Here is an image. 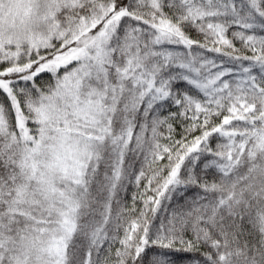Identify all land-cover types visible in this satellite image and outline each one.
<instances>
[{
    "label": "snow or ice",
    "instance_id": "6c2138e0",
    "mask_svg": "<svg viewBox=\"0 0 264 264\" xmlns=\"http://www.w3.org/2000/svg\"><path fill=\"white\" fill-rule=\"evenodd\" d=\"M0 264H264V0H0Z\"/></svg>",
    "mask_w": 264,
    "mask_h": 264
}]
</instances>
